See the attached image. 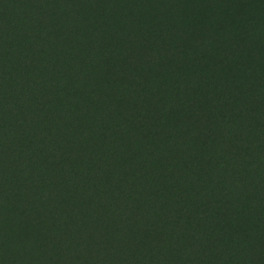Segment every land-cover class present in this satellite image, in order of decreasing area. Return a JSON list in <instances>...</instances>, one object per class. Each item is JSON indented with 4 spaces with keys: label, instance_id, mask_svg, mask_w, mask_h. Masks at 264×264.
<instances>
[{
    "label": "rangeland",
    "instance_id": "obj_1",
    "mask_svg": "<svg viewBox=\"0 0 264 264\" xmlns=\"http://www.w3.org/2000/svg\"><path fill=\"white\" fill-rule=\"evenodd\" d=\"M6 3L12 4L3 19L10 24L9 32L14 30L12 24L26 27L30 17L38 16L41 22L33 28L41 26L43 31L48 25L55 32L59 28L66 33V38H80V48L86 50L100 81L95 89L85 83L78 85L76 81H82L79 70L73 71L71 83L78 94L103 101L111 119L132 113V121L124 128L137 134L151 131L150 136L156 137V145L161 148L165 141H176V135L181 137L179 142H186L181 149L187 147V153L193 155L210 146L206 175L216 179L220 168L228 169L233 177L229 186L245 183L241 188L234 187L236 191L229 199L253 194L251 204L259 201L264 208V0H0V5ZM238 3L248 5L251 17L238 18L234 9ZM71 7L76 14L66 12ZM40 37L43 39L42 34ZM187 72L198 73L187 77ZM183 81L187 83L184 95L178 92ZM55 82L60 86L61 78ZM106 84L105 93H99ZM145 101L153 108L144 113ZM173 108L181 109L179 117L184 123L171 130L164 124L174 115ZM205 109L212 110L213 115ZM210 118L215 120L213 124ZM204 124H209L206 131H215H201ZM211 134L214 136L208 140ZM13 149L12 142L5 143L0 163H13L9 160ZM68 160L63 157L62 162ZM183 175L187 182V168ZM21 180L13 185L11 165L0 170V264H91L94 250L88 249L97 245L87 242L86 248L72 236L96 239L101 252L118 258L133 240L145 239L146 246L141 242L137 249L150 250L151 254L139 252L131 264H164V251L176 248L182 235L187 237V228L173 227L174 218L170 221L168 211L164 225L178 238L170 237L165 230L157 233L153 222L155 227L148 225V213H142L147 205L140 203H144L140 195L138 202L130 203L132 207H125V212L120 211L122 203H109L117 200L111 198L98 213L90 214L92 224L86 221L88 210L78 217L65 211L60 220L66 225L58 228L49 222L56 214L47 210L54 208L33 201L34 193L24 190ZM156 193L152 197L154 208L165 210L162 208L167 205L159 199L161 193ZM102 199L100 192L93 201ZM183 203L182 198L175 200L179 208ZM124 216L130 224L139 221V233L130 232L123 224ZM148 234L157 240L152 241ZM128 240L131 242L127 244ZM180 257H173L170 264L193 263H189L187 253Z\"/></svg>",
    "mask_w": 264,
    "mask_h": 264
},
{
    "label": "trees",
    "instance_id": "obj_2",
    "mask_svg": "<svg viewBox=\"0 0 264 264\" xmlns=\"http://www.w3.org/2000/svg\"><path fill=\"white\" fill-rule=\"evenodd\" d=\"M76 5L80 7L79 3ZM73 9L67 8L66 12L76 14ZM234 9L241 20L253 14L244 3L235 4ZM11 10L10 3L0 5V152L8 141L14 144V149L9 157L13 163H0V170H5L6 164L11 165L15 177L13 185L22 179L23 189L34 193L33 201L54 208L47 211H54L57 219L49 222L59 228L66 225L60 220L65 211L78 217L88 210L86 221L92 224L90 214L98 213V208L108 204L111 198L117 200L109 203L117 206L122 203L120 211L125 212V207H132L130 203L138 202L140 195L139 200L144 201L140 203L147 205L142 213H148V225L156 226L157 233L165 230L170 237L178 238L173 229L164 225L168 212L170 221L174 218V228H187V237L182 235L175 243L176 248L168 247L164 251V264H170L177 255L181 259L186 253L191 258L189 263L193 260L196 264H264L263 204L258 201L252 205L249 199L253 194H240L230 200L236 191L234 187L241 188L245 183L229 186L228 181L233 177L228 169L220 168L215 173L216 179L206 175L210 146L193 155V152L187 153V147L181 149L186 142H179L178 135L176 141H165L161 148L156 145V137L150 136L151 131L137 134L125 129L132 121V113L111 119L109 107L103 105V101L85 99L72 86V72L76 70L83 81H76L78 85L85 83L95 89L100 81L86 50L80 48V38H66V33L59 28L55 32L48 25L43 31L41 26L33 28L40 21L38 16L30 17L26 27L12 24L14 30L9 32L10 24L3 19ZM41 41L44 42L41 44ZM197 73L187 72V77ZM69 77H72L70 81ZM56 78H61L60 86ZM107 85L100 87L99 93L104 94ZM178 92L186 94V82L179 85ZM142 106L144 113L153 108L148 101ZM180 110L173 108L174 115L166 119L165 128L172 130L183 125ZM204 112L213 115L210 109ZM209 121L215 122L211 118ZM208 127L209 124L200 126L201 131H215H206ZM213 136L209 135L208 140ZM63 157L68 158V162L63 163ZM186 168L187 182L183 175ZM157 191L162 195L160 201L167 205L162 208L165 210L154 208L152 197ZM100 192L102 202L93 201ZM177 198L184 200L180 208L175 206ZM13 199L16 202L17 196ZM125 217L123 224L129 226L132 234L139 233V221L135 219L130 224ZM75 238L86 248H89L87 242L101 247L96 239L89 241L72 236V240ZM148 238L156 241L158 237L148 234ZM139 241L129 244L126 253H122L125 258L89 248V251L94 250L91 264H131L135 254H151L150 250L137 249L141 242L146 246L145 239ZM129 242L131 240L126 243ZM101 245H104L102 240ZM239 257H242L241 263Z\"/></svg>",
    "mask_w": 264,
    "mask_h": 264
}]
</instances>
